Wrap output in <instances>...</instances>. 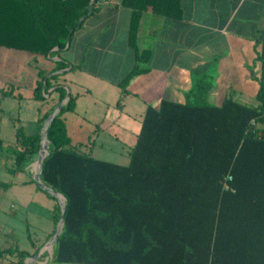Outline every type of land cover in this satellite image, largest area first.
Wrapping results in <instances>:
<instances>
[{
  "label": "trees",
  "instance_id": "obj_1",
  "mask_svg": "<svg viewBox=\"0 0 264 264\" xmlns=\"http://www.w3.org/2000/svg\"><path fill=\"white\" fill-rule=\"evenodd\" d=\"M91 1L0 0V45L61 57L69 38L104 0L90 5ZM117 1L118 6L132 8V29L149 8L157 14L182 16V0ZM149 56L150 50L138 51L137 60L145 62ZM258 61L255 103L233 95L210 103L207 94L212 85L202 77L186 101L165 98L149 104L126 165L96 158L72 144L62 117L76 107V96L71 94L49 127L43 163V181L67 199L65 224L52 261L264 264V40ZM56 63L50 71L38 67L34 98L44 100L52 87L59 93L57 102L66 97L65 84L58 81L65 73L54 72L70 63L62 57ZM142 70L136 65L120 82L124 93ZM50 112L39 117L40 128ZM18 136L25 147L16 156L22 168L38 153L41 137L40 133ZM61 215L57 203L50 236ZM41 247L30 252L17 245L0 250V257L14 255L9 264H25Z\"/></svg>",
  "mask_w": 264,
  "mask_h": 264
},
{
  "label": "crops",
  "instance_id": "obj_2",
  "mask_svg": "<svg viewBox=\"0 0 264 264\" xmlns=\"http://www.w3.org/2000/svg\"><path fill=\"white\" fill-rule=\"evenodd\" d=\"M117 2L102 1L61 51L63 60L70 63L65 72L80 69L102 81L87 85L83 75L69 79L63 74L65 72L58 79L68 85L72 93L73 84L83 88L75 93V109L62 115L73 145L90 141L84 133L100 132L99 123L77 111L79 98L93 90L105 95L117 93L116 86H120L136 65L143 70L132 77L127 91L138 93L132 85L141 84L150 75L157 76L160 78L157 89L162 94L158 102L165 98L186 101L191 87L202 77L212 85L207 94L210 103L218 104L229 95L248 103L256 102L260 71L258 56L264 40V0H182L180 18L157 14L149 8L142 11L133 29L132 8L118 6ZM45 15L46 19L50 18L48 8ZM145 49L150 50L149 59L138 62V51ZM61 57L54 52L44 55L0 45V195L10 194L18 199L36 195L48 204L53 223L46 243L53 236L50 235L54 230L53 212L57 202L33 186V183L37 187L38 184L32 178L30 164L18 168L16 156L17 151L25 148L18 133H39V117L49 112L50 103L59 96L52 87L45 93L44 100L34 98V89L40 79L38 67L50 71ZM73 65L76 68L72 69ZM211 69L217 72L209 75L207 72ZM54 74L59 73L55 71ZM3 90H13L14 94L4 95ZM154 93L156 91L149 95L150 98H155ZM150 98L143 100L145 111ZM142 120L131 139L128 129L121 125L112 132L123 143L130 140L133 148ZM11 206L17 207V202ZM9 233L0 234L8 238ZM19 247L30 251L32 246ZM11 256L10 261L16 259Z\"/></svg>",
  "mask_w": 264,
  "mask_h": 264
},
{
  "label": "rangeland",
  "instance_id": "obj_3",
  "mask_svg": "<svg viewBox=\"0 0 264 264\" xmlns=\"http://www.w3.org/2000/svg\"><path fill=\"white\" fill-rule=\"evenodd\" d=\"M33 65L35 66V63H33ZM216 72V69H211L208 70L207 73L209 75H214ZM65 74H67L69 79H75L78 78L79 75L80 77L83 75L86 79L85 83H87V85H94V83L99 84L102 82L98 77H93L88 72L81 71L80 69L68 71L65 72ZM195 77L196 75H194V83L196 82ZM159 80V77L150 75L145 77L141 84L135 83L132 85V88L135 89V91H139L138 93H131L128 91L124 93L121 86H116L117 93L115 94H111V92L106 93L105 95L93 90L92 93L81 96L79 98L80 103L77 106V111L99 123L100 132L91 135L90 133H84L86 139H88V137L91 139L89 142L83 144L76 143V145L78 144V148L81 151L90 153L96 158L123 165L128 164L130 160L129 153L132 150L133 144L130 140H128L127 143H123L112 131L116 129L117 126L121 125L128 129L130 136L129 139L132 138L133 133H136L140 126L145 112L146 106L144 105L143 100L148 97L150 98L149 95L156 91V93H154L155 98H150L151 100L149 103L151 105H157L159 103L158 100L162 96L157 89V83ZM72 87L74 89V93L72 94L75 96L76 91H83V88L76 86L75 84H73ZM128 87L129 86H127V89L129 90ZM57 101L58 97L55 101L50 103L51 112L59 104ZM44 123L45 121L42 124V128ZM42 128L39 131L41 137L39 141V150L42 139ZM94 140L96 141L95 143L93 142ZM38 156L39 151L30 163V167L32 168L31 175L34 180L37 170L33 165L37 161ZM33 184L35 188H38L35 183ZM38 190L41 191L40 189ZM45 194L46 196H49L47 193ZM14 202H17V207L15 208L11 206ZM57 203L60 206L58 200ZM51 214L52 212L49 209L48 204H46L45 201H41L36 195H29L24 199H18L10 194L0 195V233L5 234L10 232L8 238L7 236L0 234V250L6 247L14 248L18 244V246L20 245L21 247H29L31 245L30 252H34L36 247H39L40 245L44 246L46 244L47 236L51 233V225L53 223ZM53 248L54 246L52 249L46 248L34 263L55 264L52 261ZM11 258L12 256L10 254L2 256V264H8Z\"/></svg>",
  "mask_w": 264,
  "mask_h": 264
},
{
  "label": "water",
  "instance_id": "obj_4",
  "mask_svg": "<svg viewBox=\"0 0 264 264\" xmlns=\"http://www.w3.org/2000/svg\"><path fill=\"white\" fill-rule=\"evenodd\" d=\"M94 2V0L91 1L90 5H92ZM91 12V9L89 10V13ZM85 17H82V19H84ZM70 42V38L68 40V43ZM67 69H62V70H58L56 71V73H63L65 72ZM66 89H67V94L66 97L53 109V111L49 114V116L47 117V119L45 120L44 126L42 128V139H41V146H40V150H39V156L37 159V172L35 173V180L37 182V184L43 189L45 190L48 194L55 196L57 198V200L60 203L61 206V210H62V215L61 218L57 224L56 227V231L53 234V236L50 238V240L40 249V251L35 254L32 257H29L25 264H33L37 258L40 256V254L46 249V248H52L54 246V244L56 243V241L58 240V237L60 236V234L63 231L64 228V224H65V211H66V197L59 192L56 189L51 188L50 186H48L44 181H43V163L45 158L48 155V147H49V139H48V130L50 125L52 124L53 120L55 119V117L57 116V114L61 111L62 107L68 103L72 91L71 88L68 85H65ZM45 143V144H44ZM45 145V146H44ZM45 147L46 152L42 153L43 148Z\"/></svg>",
  "mask_w": 264,
  "mask_h": 264
},
{
  "label": "bare ground",
  "instance_id": "obj_5",
  "mask_svg": "<svg viewBox=\"0 0 264 264\" xmlns=\"http://www.w3.org/2000/svg\"><path fill=\"white\" fill-rule=\"evenodd\" d=\"M42 152H46V149L43 148ZM33 166H34V167L36 168V170H37V168H38L37 162H35ZM51 249H52V248H51Z\"/></svg>",
  "mask_w": 264,
  "mask_h": 264
},
{
  "label": "built area",
  "instance_id": "obj_6",
  "mask_svg": "<svg viewBox=\"0 0 264 264\" xmlns=\"http://www.w3.org/2000/svg\"><path fill=\"white\" fill-rule=\"evenodd\" d=\"M231 178H232L231 176L228 177V179H231ZM225 188L226 189L229 188L228 184H226V183H225Z\"/></svg>",
  "mask_w": 264,
  "mask_h": 264
}]
</instances>
